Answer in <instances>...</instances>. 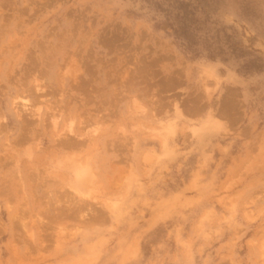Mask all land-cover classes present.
I'll return each mask as SVG.
<instances>
[{
	"label": "rangeland",
	"instance_id": "1",
	"mask_svg": "<svg viewBox=\"0 0 264 264\" xmlns=\"http://www.w3.org/2000/svg\"><path fill=\"white\" fill-rule=\"evenodd\" d=\"M0 264H264V0H0Z\"/></svg>",
	"mask_w": 264,
	"mask_h": 264
},
{
	"label": "bare ground",
	"instance_id": "2",
	"mask_svg": "<svg viewBox=\"0 0 264 264\" xmlns=\"http://www.w3.org/2000/svg\"><path fill=\"white\" fill-rule=\"evenodd\" d=\"M67 133H68V132H67ZM65 137H66V136H65ZM59 138H60V137H59ZM63 141H64V140H63ZM63 141H62V142H63ZM58 142H59V141H58ZM62 142H61V144H63ZM67 142H68V141H67ZM64 143H65V142H64ZM69 144H70V142H69ZM71 144H73V143H71ZM68 146H69V145H68ZM68 146H67V147H68ZM65 147H66V146H65ZM79 176H80V175H79Z\"/></svg>",
	"mask_w": 264,
	"mask_h": 264
}]
</instances>
